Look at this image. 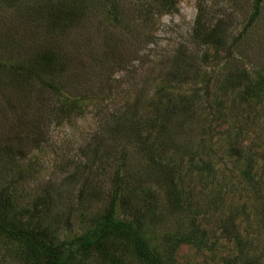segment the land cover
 Wrapping results in <instances>:
<instances>
[{"label":"rangeland","instance_id":"rangeland-1","mask_svg":"<svg viewBox=\"0 0 264 264\" xmlns=\"http://www.w3.org/2000/svg\"><path fill=\"white\" fill-rule=\"evenodd\" d=\"M254 5L0 0V197L13 218L71 238L123 185L139 210L155 208L146 223L156 244L166 230L184 235L198 212L206 243H182L172 264L234 256L235 241L221 234L232 212L264 264V88L256 96L246 86L264 84V0L251 21ZM211 28L219 45L205 41ZM44 52L62 63L30 66ZM250 163L253 181L243 174ZM15 255L0 237V264H22ZM120 260L144 264L131 251ZM84 264L104 262L93 254Z\"/></svg>","mask_w":264,"mask_h":264},{"label":"trees","instance_id":"trees-1","mask_svg":"<svg viewBox=\"0 0 264 264\" xmlns=\"http://www.w3.org/2000/svg\"><path fill=\"white\" fill-rule=\"evenodd\" d=\"M162 2L167 8L175 6V0H162ZM262 2L263 0H255L251 21L259 15ZM57 10L58 8L56 12ZM69 13L73 14L74 9H71ZM66 14L68 15L67 10ZM57 15L59 12L53 16L56 20ZM220 40H222L220 34H217L214 28L206 31V42L219 45ZM33 61L34 63L30 66L41 67L47 71L62 63L61 58L55 52H44L37 55ZM23 66L29 65L23 64ZM28 69L31 68L28 67ZM49 86L57 88L56 84ZM246 86L248 93L256 96L264 88L263 82L260 81L247 83ZM168 167L170 169L166 174L171 176L177 168ZM253 168L254 166L250 163L243 171L248 181H253ZM174 179L172 176V181ZM171 183H173L171 184L172 200L175 205H181V189L175 182ZM124 191L123 185L118 186L108 209L95 216L85 232L65 239H58L57 235L50 234L46 229L34 226L33 218L27 221L14 219L10 212L11 207L0 197V237L7 238L13 243L15 257L19 258L22 264H84V260L93 254L102 256L104 264H107L106 261L113 264L117 262L124 264L120 257L123 258L125 252L130 251L143 260L144 264H172L175 252L182 243H194L200 248L205 245V229L197 221L198 212L190 220L189 227L184 228V235L177 237L175 230H170L171 232L166 230L163 242L156 244L150 237V224L146 223L148 220L155 222L158 219L155 208L149 205V210L146 212L139 210L134 203L126 199L127 194ZM152 192L148 191L147 194H153ZM119 209L128 212L129 217H122ZM238 215L236 212L229 213V216L221 222V234L234 240L237 247V253L224 258V264H257L256 256L251 254V249L246 245L247 242L242 238V233L238 228Z\"/></svg>","mask_w":264,"mask_h":264}]
</instances>
